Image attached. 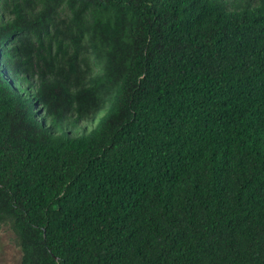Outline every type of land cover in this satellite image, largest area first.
<instances>
[{"label":"trees","instance_id":"obj_1","mask_svg":"<svg viewBox=\"0 0 264 264\" xmlns=\"http://www.w3.org/2000/svg\"><path fill=\"white\" fill-rule=\"evenodd\" d=\"M20 264H264V0H0V227Z\"/></svg>","mask_w":264,"mask_h":264},{"label":"rangeland","instance_id":"obj_2","mask_svg":"<svg viewBox=\"0 0 264 264\" xmlns=\"http://www.w3.org/2000/svg\"><path fill=\"white\" fill-rule=\"evenodd\" d=\"M22 252L11 226L0 227V264H20Z\"/></svg>","mask_w":264,"mask_h":264}]
</instances>
